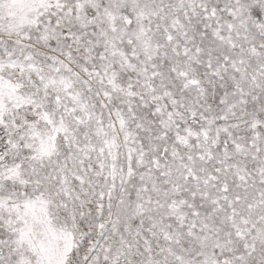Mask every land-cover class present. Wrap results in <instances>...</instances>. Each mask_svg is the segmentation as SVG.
<instances>
[{"label": "snow or ice", "instance_id": "snow-or-ice-1", "mask_svg": "<svg viewBox=\"0 0 264 264\" xmlns=\"http://www.w3.org/2000/svg\"><path fill=\"white\" fill-rule=\"evenodd\" d=\"M0 264H264V0H0Z\"/></svg>", "mask_w": 264, "mask_h": 264}]
</instances>
